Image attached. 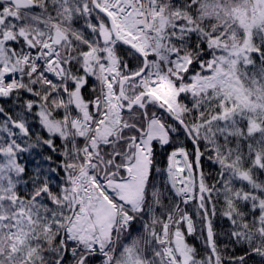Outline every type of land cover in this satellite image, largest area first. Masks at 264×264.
Listing matches in <instances>:
<instances>
[{"label": "snow or ice", "instance_id": "6c2138e0", "mask_svg": "<svg viewBox=\"0 0 264 264\" xmlns=\"http://www.w3.org/2000/svg\"><path fill=\"white\" fill-rule=\"evenodd\" d=\"M0 264H264V0H0Z\"/></svg>", "mask_w": 264, "mask_h": 264}]
</instances>
